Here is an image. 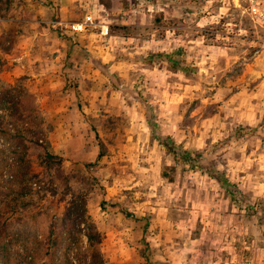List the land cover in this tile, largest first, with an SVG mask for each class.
Returning <instances> with one entry per match:
<instances>
[{
  "label": "rangeland",
  "instance_id": "obj_1",
  "mask_svg": "<svg viewBox=\"0 0 264 264\" xmlns=\"http://www.w3.org/2000/svg\"><path fill=\"white\" fill-rule=\"evenodd\" d=\"M67 5L41 22L70 44L62 112L0 62V264H88L84 225L64 219L79 195L103 264H264V0ZM34 136L62 162L40 165Z\"/></svg>",
  "mask_w": 264,
  "mask_h": 264
},
{
  "label": "crops",
  "instance_id": "obj_2",
  "mask_svg": "<svg viewBox=\"0 0 264 264\" xmlns=\"http://www.w3.org/2000/svg\"><path fill=\"white\" fill-rule=\"evenodd\" d=\"M69 1L74 0H0L4 7L0 11V62L5 68L3 76L7 80L10 77L33 76L30 91L40 102L55 103L61 98L62 105H54L51 115L62 112L65 109L63 103L77 97L71 92L60 97V88L72 85L63 73L68 66L62 61L70 44L66 49V40L58 36L57 30L51 29L54 28V22L50 27L43 26L41 22L50 23V18L57 13L63 20H71L67 5ZM83 38L79 36L73 40L85 44ZM78 46L74 45L73 48L81 50Z\"/></svg>",
  "mask_w": 264,
  "mask_h": 264
},
{
  "label": "trees",
  "instance_id": "obj_3",
  "mask_svg": "<svg viewBox=\"0 0 264 264\" xmlns=\"http://www.w3.org/2000/svg\"><path fill=\"white\" fill-rule=\"evenodd\" d=\"M2 96L5 99H8L12 105L17 106V100L14 97L13 91L10 88L4 89L2 91ZM34 150L35 155L37 156L40 165L42 166H50L53 163H61L63 157L54 154L49 151L47 145L40 141L41 139L34 136ZM23 144V153L19 159L18 170L16 172V177L19 179V191L21 194H25L29 191V187L25 180V177L30 174V161L27 158V152L31 145L22 142ZM102 145L100 144V147ZM169 150L176 156L177 150L173 146L168 147ZM103 151H99L98 156H101ZM186 151H184L185 153ZM220 183L224 186L225 184L222 182V179H218ZM227 188V186H226ZM228 190V189H227ZM233 196L232 193H230ZM65 225L67 229L74 230L75 228H80L81 225H84V228H81V231H84V234L87 238L88 245L90 247L89 253V261L88 264H103L105 259L98 247V244L101 243L102 233L91 219V217L87 214L86 207V198L82 195L78 197H74L70 204L66 207V211L64 214Z\"/></svg>",
  "mask_w": 264,
  "mask_h": 264
},
{
  "label": "built area",
  "instance_id": "obj_4",
  "mask_svg": "<svg viewBox=\"0 0 264 264\" xmlns=\"http://www.w3.org/2000/svg\"><path fill=\"white\" fill-rule=\"evenodd\" d=\"M92 23H93L92 17L90 15H87V16H85V18L81 22L67 24L66 26L70 27V29L73 32H80V31H84L85 28L88 25H91Z\"/></svg>",
  "mask_w": 264,
  "mask_h": 264
}]
</instances>
